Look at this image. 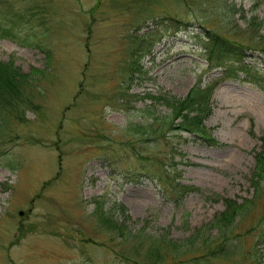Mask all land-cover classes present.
<instances>
[{"label":"rangeland","instance_id":"374dc122","mask_svg":"<svg viewBox=\"0 0 264 264\" xmlns=\"http://www.w3.org/2000/svg\"><path fill=\"white\" fill-rule=\"evenodd\" d=\"M263 17L264 0H0V22H19L0 37V61L18 68L20 98L17 110L0 112V264H111L109 248L120 240L114 224L100 223L97 207L132 232L164 229L181 241L207 226L224 200H249L264 134L260 87L217 83L202 126L223 147L167 130L165 143L181 153L180 182L195 189L182 197L156 181L158 139L134 127L169 113L156 98L182 99L195 83L219 77L196 44L203 29L242 42L244 21ZM140 35L152 41L132 55L141 73L130 76L131 43ZM246 54L264 67L259 52ZM130 142L143 159L132 160ZM252 210L233 243L243 253L255 247L264 264V247L247 233L261 216L258 205ZM234 255L218 263L241 264Z\"/></svg>","mask_w":264,"mask_h":264},{"label":"trees","instance_id":"16d2710c","mask_svg":"<svg viewBox=\"0 0 264 264\" xmlns=\"http://www.w3.org/2000/svg\"><path fill=\"white\" fill-rule=\"evenodd\" d=\"M18 23L17 21L16 24ZM232 23L225 22L224 27L228 28ZM244 23H246L245 27L239 30L244 35L242 42L228 38L227 35L218 33L215 30L203 29L202 34L196 36L198 39L196 42L202 49V56L208 67L210 69L219 68L220 78L216 79V81L207 82L203 87H200L197 82L182 99L172 96L147 97L151 101L155 98L158 101L161 100V104L167 108L169 113L167 112L165 116L153 117L150 124L146 126L148 132H145L146 128L144 126L134 127V130L140 136L147 133L149 135L148 139H158V143L161 144V148H163L162 156L160 157L157 154L155 155L157 158H154L157 161L155 165H158L157 181L161 185L162 190L171 193V195L182 197L184 193L193 187L176 182L181 174L176 169L178 163L175 158L180 153L175 151L174 147L176 146L174 144L168 147L165 143L167 130L179 132V135L180 133L190 134L192 139H195L194 141L200 140L203 145L220 147L222 144L214 140L209 130L202 126L212 111L210 109L212 102L210 97L217 82L226 81L227 79H241V82H249L258 88L260 87L264 92V67L259 61L246 62L247 56H249L246 54L247 50L259 52L264 57V17L259 21L257 18L246 19ZM6 24L10 26H5ZM16 24L14 22H0V37L10 36L11 29ZM237 26V24L234 26L233 23V28ZM224 29L221 28V30ZM151 35L154 36L155 33H151ZM150 36L144 38L143 35H140L133 38L131 58L132 55L134 58L135 56L138 57L142 50H148L152 41V38H149ZM30 42L31 40L27 38L21 40L22 44L28 46L32 45ZM131 58L129 55L130 63L125 68L131 74L130 76L141 73L137 66V60ZM17 72L18 68L12 66L11 62L3 63L0 61V112L8 111L10 114L17 110L16 102L20 99L19 96H17L18 99L16 98L18 92L16 87ZM152 113L149 112V114ZM180 140L183 141L185 139L181 138ZM130 145L129 153L134 158L132 160L143 159L137 148L133 152L134 145L131 142ZM166 149L167 151L165 152ZM258 149L257 152L253 153L254 169L249 180L253 196L249 200L244 199L241 204L235 202V200H224L225 206L223 210L214 215L207 226L203 225L198 229L192 230L181 241L166 238L165 235L167 236L168 230L164 229H161L162 232L158 236L146 234L142 229L138 232H132V229H126L114 220H110L107 216L109 211L105 212L101 207H97L96 214L100 223L114 224L115 229H112L115 234L114 239L117 242L120 240L119 246L109 248L113 254L110 259L111 264H219L225 259H232L236 252L234 256L237 257L239 255L241 264H244L246 260L249 261V264H259L256 262L259 256L253 251L255 247L243 253L239 250L237 243H233L236 239L234 235L235 229L245 222V219L252 214L254 206L258 205L261 216L259 219L257 218L256 224L247 230V233H251L255 237L257 245L264 247V134L260 137ZM168 161L169 163L166 164ZM145 169L146 167L141 170ZM147 170L150 171L151 169ZM118 211L120 215H123L122 211ZM213 229V235H210ZM122 242H124L125 247L121 246ZM119 249H123L126 253H122ZM140 250L143 253L138 260L135 256L140 254Z\"/></svg>","mask_w":264,"mask_h":264}]
</instances>
